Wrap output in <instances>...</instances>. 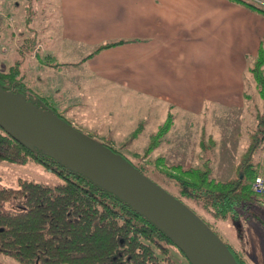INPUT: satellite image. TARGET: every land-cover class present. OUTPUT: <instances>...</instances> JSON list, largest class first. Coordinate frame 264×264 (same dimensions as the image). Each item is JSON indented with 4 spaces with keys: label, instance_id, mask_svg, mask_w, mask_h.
Instances as JSON below:
<instances>
[{
    "label": "trees",
    "instance_id": "16d2710c",
    "mask_svg": "<svg viewBox=\"0 0 264 264\" xmlns=\"http://www.w3.org/2000/svg\"><path fill=\"white\" fill-rule=\"evenodd\" d=\"M238 1L264 12V5L253 0ZM33 38L30 46L34 44ZM120 42L103 43L95 51ZM249 70L260 96L264 97V47L259 46ZM0 89L26 100L36 99L38 108L64 119L53 97L31 86L19 60L6 70L0 69ZM173 119V113L168 111L164 121L150 135L144 147L145 155L159 146ZM142 128L143 122H139L128 140L136 138ZM102 143L124 157L112 145ZM262 148L264 111H258L256 125L248 132V143L236 162L235 176L212 177L210 157L199 166L174 162L163 169L164 159L160 156L156 163L173 181L176 187L173 194L208 225L207 216L214 220L250 218L264 227V204L257 201L259 196L251 188L252 180L261 170V161L255 155ZM1 160L34 161L60 179L54 184L18 179L17 186L0 185V253L20 264H181L174 257L173 248L192 264L174 238L132 203L0 124ZM130 164L152 178L144 163ZM8 202L13 209L4 208ZM226 244L238 264H248L240 253Z\"/></svg>",
    "mask_w": 264,
    "mask_h": 264
},
{
    "label": "crops",
    "instance_id": "0c3cea01",
    "mask_svg": "<svg viewBox=\"0 0 264 264\" xmlns=\"http://www.w3.org/2000/svg\"><path fill=\"white\" fill-rule=\"evenodd\" d=\"M253 1L264 5V0ZM55 4L60 41L39 57L41 78L64 85L71 100L85 94L88 101L97 85L114 87L131 98L134 107L140 101L159 108L162 122L168 111L175 120L178 108L192 114L200 113L207 101L232 103L245 80L252 79L249 68L259 46L264 47V12L238 0H55ZM120 40L95 51L103 43ZM62 70L67 73L59 78ZM59 88L53 90L61 96ZM174 125L175 121L171 128ZM255 229H247L245 244L233 237L232 247L230 239H222L248 264H264V249L249 252Z\"/></svg>",
    "mask_w": 264,
    "mask_h": 264
},
{
    "label": "rangeland",
    "instance_id": "374dc122",
    "mask_svg": "<svg viewBox=\"0 0 264 264\" xmlns=\"http://www.w3.org/2000/svg\"><path fill=\"white\" fill-rule=\"evenodd\" d=\"M55 9V0H0V69L6 70L19 60L21 70L31 86L41 93H47L50 98L54 96L56 108L65 121L85 134L112 145L128 162L144 163L148 168L147 173L171 193L176 192V187L160 171L162 166H157L156 158L159 156L164 159L163 169L174 162L199 166L206 157H210L212 177L226 179L235 176V165L248 143V132L256 125V113L264 111V97L260 96L256 83L254 85L253 76L252 79L245 80L242 93L228 105H211L207 101L200 113L192 114L181 108L175 109V125L167 131L168 134L165 133L167 140L145 155L144 147L150 135L157 129L158 123L162 122L159 108L147 106L140 101L134 107L131 98H124L119 90L105 85L92 88L88 101L85 100V94H79L80 99L71 100L64 85L54 84L55 79L50 77L41 78L43 73L37 66L39 57L51 44L60 41ZM33 37L35 41L30 46ZM65 73L67 72L62 70L59 78ZM79 80L76 84L80 88ZM58 86L63 92L61 96L53 90ZM72 88L75 90L74 85ZM30 114L36 116L38 113L31 111ZM43 114L46 117L51 115L46 111ZM139 122L144 123L142 131L136 138L128 140ZM255 158L261 161L258 174H264V148L257 151ZM18 179H31L47 184L60 180L54 172L40 163L30 160L25 163L1 160L0 185L17 186ZM258 196L257 201L264 204V193ZM4 208L13 209L9 202L4 204ZM207 219L210 227L217 230L224 240L230 239L231 243L233 237H236L245 244L247 229L255 227V233L259 237L251 233L249 252L253 253L257 247L264 249V231L259 229L260 226L254 220H214L209 216ZM231 245L234 247V242ZM235 251L240 253L238 249ZM172 252L178 262L188 264L176 249L173 248ZM0 263L20 264L3 253H0Z\"/></svg>",
    "mask_w": 264,
    "mask_h": 264
},
{
    "label": "water",
    "instance_id": "95a60500",
    "mask_svg": "<svg viewBox=\"0 0 264 264\" xmlns=\"http://www.w3.org/2000/svg\"><path fill=\"white\" fill-rule=\"evenodd\" d=\"M35 101L0 89V124L132 203L174 238L192 264H238L226 242L184 201L101 141L57 115L46 117Z\"/></svg>",
    "mask_w": 264,
    "mask_h": 264
},
{
    "label": "built area",
    "instance_id": "2783aa9c",
    "mask_svg": "<svg viewBox=\"0 0 264 264\" xmlns=\"http://www.w3.org/2000/svg\"><path fill=\"white\" fill-rule=\"evenodd\" d=\"M251 188L257 194L264 193V174H258L255 176L251 182Z\"/></svg>",
    "mask_w": 264,
    "mask_h": 264
}]
</instances>
